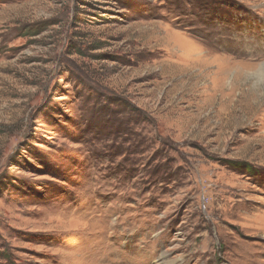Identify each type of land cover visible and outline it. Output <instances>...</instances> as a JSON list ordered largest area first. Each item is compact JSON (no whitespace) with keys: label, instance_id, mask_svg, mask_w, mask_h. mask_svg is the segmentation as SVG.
I'll list each match as a JSON object with an SVG mask.
<instances>
[{"label":"rangeland","instance_id":"374dc122","mask_svg":"<svg viewBox=\"0 0 264 264\" xmlns=\"http://www.w3.org/2000/svg\"><path fill=\"white\" fill-rule=\"evenodd\" d=\"M260 65L264 0H0V264H264Z\"/></svg>","mask_w":264,"mask_h":264},{"label":"clouds","instance_id":"9594fccd","mask_svg":"<svg viewBox=\"0 0 264 264\" xmlns=\"http://www.w3.org/2000/svg\"><path fill=\"white\" fill-rule=\"evenodd\" d=\"M250 71L256 72L258 76H264V65H260L255 69H251Z\"/></svg>","mask_w":264,"mask_h":264},{"label":"bare ground","instance_id":"6f19581e","mask_svg":"<svg viewBox=\"0 0 264 264\" xmlns=\"http://www.w3.org/2000/svg\"><path fill=\"white\" fill-rule=\"evenodd\" d=\"M256 90V89H255ZM253 263V262H252Z\"/></svg>","mask_w":264,"mask_h":264}]
</instances>
